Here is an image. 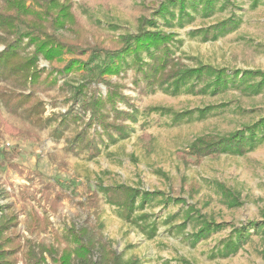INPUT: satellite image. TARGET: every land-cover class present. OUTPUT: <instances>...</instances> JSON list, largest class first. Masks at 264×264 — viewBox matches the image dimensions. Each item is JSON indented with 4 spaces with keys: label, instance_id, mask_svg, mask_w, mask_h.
<instances>
[{
    "label": "rangeland",
    "instance_id": "1",
    "mask_svg": "<svg viewBox=\"0 0 264 264\" xmlns=\"http://www.w3.org/2000/svg\"><path fill=\"white\" fill-rule=\"evenodd\" d=\"M166 1L59 0L51 5L26 0L30 16L40 17L42 30L59 35L64 47L60 57H39L36 83L16 90L33 94L28 106L43 102L40 119L0 107V214L5 224L0 245L8 264L34 263L30 257L38 247L28 241H54L51 232H27L30 210L47 217L50 228L61 234L72 226L99 225L120 264H264V141L242 155L196 157L192 150L199 139L224 137L264 118V89L252 93L214 85L205 93L192 92L193 83L203 85L192 78L147 91L134 81L131 69L97 80L88 70L98 62L94 56L120 47L144 28L173 37L165 73L197 67L264 72V0H175L162 13L158 9ZM63 9L65 27L54 29L49 21L63 15ZM224 22L233 25L215 31ZM3 47L1 40L0 51ZM35 47L26 45L24 53L32 55ZM108 81L118 84L128 100H118L116 109L130 111L131 104L135 120L111 112L109 120L132 130L114 142L103 135L97 155L88 158L69 145L82 128L89 136L98 128L89 124L87 104L91 93L106 96ZM81 88L87 89L84 97ZM63 114L68 128L53 134ZM118 186L140 190L134 221L107 201L103 189ZM143 192L162 195L142 202ZM207 223L210 234L193 244L190 235ZM43 256L45 264L54 263L53 253Z\"/></svg>",
    "mask_w": 264,
    "mask_h": 264
},
{
    "label": "trees",
    "instance_id": "2",
    "mask_svg": "<svg viewBox=\"0 0 264 264\" xmlns=\"http://www.w3.org/2000/svg\"><path fill=\"white\" fill-rule=\"evenodd\" d=\"M34 1L32 0L33 3ZM46 1H51V5H55L59 0ZM178 1L181 2L183 0ZM42 2L43 0H41ZM175 2V0H167L158 10L165 13L168 7ZM37 3L39 6L41 5L39 1ZM25 4L26 0H0V31L4 32V37L0 38L4 45L0 51V107H4L9 111H21L26 119H29L28 117L31 115H35L38 120L44 111L43 102L37 101L35 104L28 106L27 102L33 94L31 92L17 94L16 90L26 88L28 83L30 86L36 83L35 81L38 80L41 73V70L35 67L39 57L47 60L60 57L64 46H62L63 42L59 35L56 34L54 38L51 36L52 34H47L45 30H42V21H38L40 17H37V15L35 17L30 16L33 13ZM63 12L64 14H60L59 18L53 17L49 21L54 29L65 27L64 22L68 14L64 9ZM226 25L230 28L233 24L230 25L229 22H224L219 27L215 26V31H224ZM35 32H41V35L47 38H41ZM24 38H27V44H23ZM172 41V35L168 36L164 31L141 28L139 32L131 35L123 42L120 47L94 56L98 62L93 68L88 67V70H93V73L96 74L95 80H97L103 75L118 76L119 73L126 74L127 70L131 69L134 81L139 85L141 83L140 86L147 91L165 87L170 83H172L171 85H176L181 80L192 78H197L199 83H203L201 88H196L197 84L194 85L193 83L189 87V91L192 92L205 93L206 89L214 85H216V89L224 88L228 85L244 91L251 89L252 93H257L264 89V72L261 71H241V74L239 70L228 72L225 69L197 67L183 70L182 72H177L174 69L165 73L164 69L170 65L172 59ZM52 43L57 45L56 50L52 48ZM32 44L36 45L35 53L30 56L26 55L24 47ZM142 53L147 54L146 59L141 57ZM128 56L131 58L129 62L126 61ZM213 78V81L205 82ZM107 84L109 88L106 96L104 98L97 97L91 93L87 104L92 113L89 124L97 123L98 128L94 130L91 136L86 135L87 130L82 128L77 131L69 145V147L74 148V151L82 152L88 158L97 155L99 151L97 143L99 141L104 143L103 135L106 141L114 142L132 130L131 126L123 122V124H115L114 118L109 120L111 112L116 115V118H127L131 122L135 120V109L131 104L130 111L116 109L118 100L128 103L118 84L111 81H108ZM86 91L87 89L81 88L78 93H83L82 97H84ZM17 97L18 100L14 102ZM67 117V114L62 115V119L53 130V134H62V130L68 128ZM263 141L264 118L256 124L245 128V130H238L224 137L207 140L205 138L199 139L193 145L192 150L196 157L219 153L242 155L251 151ZM103 190L107 201L119 205L122 209V217L126 220L134 221L132 218L135 207L134 202L140 190L123 186ZM120 193L124 195L123 199L118 197ZM157 194L162 195L160 192H143L141 196L142 202L153 199ZM50 208L53 209L52 204H50ZM187 211L186 219L190 214L189 212H191L190 210ZM184 224L178 225V228H182ZM50 226L51 224L47 217L39 216L37 212L32 210L28 212L25 228L29 234L34 236L47 232L54 234L53 242L47 241V238H40L38 242H27L35 243L34 246L38 247V251H32L31 253L30 258L33 260V264H45L44 252L54 254L53 264H120L119 256L103 240L99 225H84L80 228L72 226L64 234L53 231ZM3 230H5V224L0 214V238ZM210 232L211 225L207 223L197 232L190 235L192 243H196L201 238H206ZM71 243L74 244V247L70 246ZM227 248L228 250L234 249L232 246H227ZM94 252L98 254L96 259L93 258ZM5 254L6 249H2L0 245V264L2 262L8 264L9 260Z\"/></svg>",
    "mask_w": 264,
    "mask_h": 264
}]
</instances>
